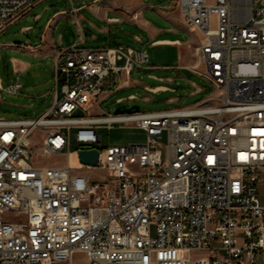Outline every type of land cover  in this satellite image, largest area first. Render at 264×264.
Segmentation results:
<instances>
[{
	"label": "built area",
	"instance_id": "2783aa9c",
	"mask_svg": "<svg viewBox=\"0 0 264 264\" xmlns=\"http://www.w3.org/2000/svg\"><path fill=\"white\" fill-rule=\"evenodd\" d=\"M40 1L0 0V31ZM174 2L185 28L200 34L193 71L213 93L161 111L91 114L103 84L127 83L147 53L77 42L58 49L47 109L0 118V264L264 258V0ZM21 88L0 81L2 91ZM113 126L145 139L97 148L98 129ZM82 148L97 150L96 165L79 161ZM57 156L66 161L40 163Z\"/></svg>",
	"mask_w": 264,
	"mask_h": 264
},
{
	"label": "rangeland",
	"instance_id": "374dc122",
	"mask_svg": "<svg viewBox=\"0 0 264 264\" xmlns=\"http://www.w3.org/2000/svg\"><path fill=\"white\" fill-rule=\"evenodd\" d=\"M173 0H41L35 4L20 19L7 25L0 31V81L6 88L8 85L19 81L22 88L17 93L0 90V118L22 119L36 118L50 105L55 88L54 65L58 49L77 42L82 46H105L115 42L139 46L132 39L119 32L122 27L130 32L135 30L132 22H127L125 14L134 2H143L154 8L168 7ZM75 7L80 19V26L76 22L71 8ZM123 18V23L106 24L100 21L98 13L106 11ZM147 17L155 16L159 21L160 15L152 9L145 11ZM111 18L116 15H108ZM110 27L115 36L103 37L99 27ZM1 26V21H0ZM119 35V36H118ZM122 35V37L120 36ZM125 35V36H124ZM196 35L194 36V38ZM108 40H110L108 42ZM15 42V44H12ZM108 42V43H106ZM28 43L30 48L25 47ZM23 46V47H22ZM153 52L149 49V53ZM147 62L142 68L131 71L128 79L132 84L119 88L107 86V94L100 93L96 97V104L91 109V114H114L115 108L124 104L139 106L141 111H161L192 105L207 95L213 93L209 81L193 71L165 66H150ZM157 84H165L173 90L151 92L144 88ZM130 94H135L134 99H127ZM123 100L118 103V99ZM76 115H85L78 111ZM40 131L37 130L36 133ZM101 141L95 146L101 148L108 144H129L142 142L145 139L143 130L133 127L98 129ZM65 157L57 156L43 159V165L63 164ZM84 172L95 174L94 170L84 169ZM259 200L263 202L264 194L259 188ZM77 257V255H75ZM257 263L264 262L263 255L257 252Z\"/></svg>",
	"mask_w": 264,
	"mask_h": 264
},
{
	"label": "crops",
	"instance_id": "0c3cea01",
	"mask_svg": "<svg viewBox=\"0 0 264 264\" xmlns=\"http://www.w3.org/2000/svg\"><path fill=\"white\" fill-rule=\"evenodd\" d=\"M72 9H74V13L72 12ZM148 9H152L154 12L160 15V18H158L159 21H156V17L154 15L151 17L146 16L145 11ZM113 10L116 11V14L112 13V11H110L111 13L100 11L98 13L100 21L106 24L123 23V18L117 14L118 10L116 8ZM127 10L128 12L125 14V19L127 22H132V24L135 26V30L130 32L127 30V28L122 27L119 29V32L129 36L132 39L131 41L135 42L139 48L133 47L131 45H124L118 42H115L116 44L111 46L120 44L124 47H129L137 51H145L148 55V62H152L150 66L178 67L193 71V68L197 64L195 58V47L199 43L198 40L200 38V34L198 32L188 31L185 28L182 17L177 11V8L173 2L170 6L161 8H154L151 5H147L143 2H134L130 7H128ZM71 12L75 15L76 22L80 26V19L77 16V10L75 7L71 8ZM109 14L116 15L115 18H117V20L110 21V17L108 16ZM99 31L103 34V37H109L112 35L115 36V34L112 33L111 28L106 27L105 25L99 27ZM195 35L196 37L194 38ZM116 36L114 38H117ZM120 36L122 37V35ZM82 40L83 38H79L77 43L81 42ZM109 41L110 40H108V42ZM73 43L76 42H72L69 45ZM22 45L30 48L28 43H24ZM109 46L110 45L83 47ZM149 49L153 50L151 54L149 53ZM129 84H132L129 79L127 83L121 80L116 88ZM144 88L151 92H158L168 89L173 90L171 87L165 84H157L154 86L145 85Z\"/></svg>",
	"mask_w": 264,
	"mask_h": 264
},
{
	"label": "water",
	"instance_id": "95a60500",
	"mask_svg": "<svg viewBox=\"0 0 264 264\" xmlns=\"http://www.w3.org/2000/svg\"><path fill=\"white\" fill-rule=\"evenodd\" d=\"M172 2L173 4L175 3L174 0ZM12 44H15V42H12ZM139 110L140 108L137 105H131L130 107H126L124 104H120L115 108L114 113L134 112ZM77 157L79 161L82 163L89 165L97 164V150L95 148H91V149L82 148L78 151Z\"/></svg>",
	"mask_w": 264,
	"mask_h": 264
}]
</instances>
